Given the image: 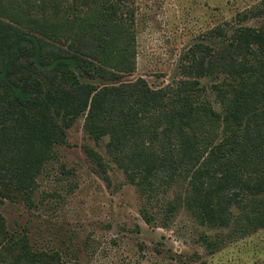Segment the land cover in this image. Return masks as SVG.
I'll use <instances>...</instances> for the list:
<instances>
[{
  "label": "trees",
  "instance_id": "trees-1",
  "mask_svg": "<svg viewBox=\"0 0 264 264\" xmlns=\"http://www.w3.org/2000/svg\"><path fill=\"white\" fill-rule=\"evenodd\" d=\"M100 1V11L69 17L65 0H0V205L32 196L84 117L143 196L186 199L202 225L225 227L227 199H264V29H240L217 56L196 48L184 78L153 89L118 81L136 70L133 0ZM0 263L63 264L10 231L1 212Z\"/></svg>",
  "mask_w": 264,
  "mask_h": 264
},
{
  "label": "rangeland",
  "instance_id": "rangeland-1",
  "mask_svg": "<svg viewBox=\"0 0 264 264\" xmlns=\"http://www.w3.org/2000/svg\"><path fill=\"white\" fill-rule=\"evenodd\" d=\"M89 1L65 0L62 12L85 16L100 11L95 1L106 4ZM127 4L136 22V70L118 81L143 78L153 89L184 78L182 63L196 48L211 47L217 56L240 29H264V0ZM84 123L81 117L67 130L30 198L0 205L7 228L27 234L34 250L58 253L63 264H264V226L254 224L264 223V199H227L226 226L202 225L186 199L143 196L113 161L108 137L95 142ZM88 150L102 157L104 168Z\"/></svg>",
  "mask_w": 264,
  "mask_h": 264
}]
</instances>
